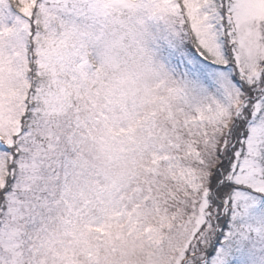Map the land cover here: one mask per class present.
<instances>
[{"label":"snow or ice","instance_id":"obj_1","mask_svg":"<svg viewBox=\"0 0 264 264\" xmlns=\"http://www.w3.org/2000/svg\"><path fill=\"white\" fill-rule=\"evenodd\" d=\"M264 264V0H0V264Z\"/></svg>","mask_w":264,"mask_h":264},{"label":"rangeland","instance_id":"obj_2","mask_svg":"<svg viewBox=\"0 0 264 264\" xmlns=\"http://www.w3.org/2000/svg\"><path fill=\"white\" fill-rule=\"evenodd\" d=\"M111 242L122 264H165L151 237L135 226L115 229Z\"/></svg>","mask_w":264,"mask_h":264}]
</instances>
